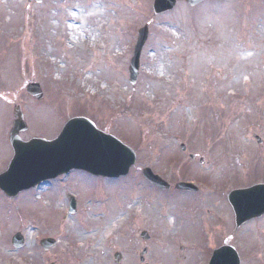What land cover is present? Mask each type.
Instances as JSON below:
<instances>
[{"label": "rangeland", "instance_id": "obj_1", "mask_svg": "<svg viewBox=\"0 0 264 264\" xmlns=\"http://www.w3.org/2000/svg\"><path fill=\"white\" fill-rule=\"evenodd\" d=\"M223 1L178 0L154 15V0H0V175L14 158L7 126L19 102L30 125L25 141L54 139L69 119L86 116L136 154L129 176L73 170L12 198L0 190V264H145L144 249L148 264H208L223 245L235 247L241 264H264V215L237 228L227 198L264 182V0ZM94 4L100 17L91 15ZM146 24L133 85L129 66ZM32 82L41 100L27 93ZM146 167L173 189L184 180L199 192H160L145 181ZM121 212L111 238L99 229L76 249L85 223ZM19 232L25 244L16 248ZM48 237L56 243L46 251L40 240Z\"/></svg>", "mask_w": 264, "mask_h": 264}, {"label": "water", "instance_id": "obj_2", "mask_svg": "<svg viewBox=\"0 0 264 264\" xmlns=\"http://www.w3.org/2000/svg\"><path fill=\"white\" fill-rule=\"evenodd\" d=\"M42 1V0H38ZM203 0H188L196 5ZM176 0H156L155 12L159 13L175 6ZM148 38V27L139 31V39L135 47L130 72L131 81L136 82L139 71L141 50ZM29 90L37 97L42 96L39 85H31ZM24 124L18 121L13 131V142L16 145V156L7 172L0 175V187L9 195L32 187L43 180L58 176L72 168H80L97 175L120 176L128 173L135 162L134 152L110 134L96 128L86 118L69 121L58 138L52 141L40 138L23 142L19 139V131ZM145 176L155 185L168 188L169 184L155 175L150 169L144 170ZM178 188L193 189L188 183H179ZM229 201L236 213L237 225L264 214V184L246 189L234 190L229 194ZM76 210L72 200L71 211ZM53 240L46 239L42 245L49 249ZM14 244H24L21 233L14 237ZM210 264H240L237 252L226 246L214 252Z\"/></svg>", "mask_w": 264, "mask_h": 264}, {"label": "bare ground", "instance_id": "obj_3", "mask_svg": "<svg viewBox=\"0 0 264 264\" xmlns=\"http://www.w3.org/2000/svg\"><path fill=\"white\" fill-rule=\"evenodd\" d=\"M12 1L14 2L16 0H12ZM88 8L91 11V15H98V17H100V13H101V10L99 9L100 7L96 8V4H94V5L88 6ZM75 17H77V16H75ZM71 32H72V38H71L72 43L71 44L72 45H79L78 39H77L76 35L74 34V30L71 29ZM38 192H39V194H42V193H44V190H41V188H39ZM55 208L57 210H60L61 212H64L63 210H64L65 206H63V205H61V203H59ZM133 208L134 207L132 205L131 209H133ZM96 209L97 208H95V210ZM126 215H127V213H126ZM126 215L122 214V215H119L117 218H113L112 216H108V217L106 216V218L103 219L104 221H103V223H101V225H98L97 219L95 220V222L93 224H91L90 222L85 223L82 226V228L86 233L85 234H78L75 239L72 236V238L77 241V242H75L76 249H81L82 247H84V245H85L84 240L88 241V240H90V238H95V234H96L97 230H99V229L102 231V237L104 239L105 238H108V239L111 238L113 235L114 228L118 227V225H120L121 222L124 221ZM66 224H67V221H64L61 224L60 229L62 230ZM28 228L30 229L29 230V240L26 244V247L31 250L32 242L34 240L33 236L35 234V230L33 231V229L30 226ZM66 237L71 239L69 234H67ZM96 248H98V247H96ZM96 248L94 247L92 251H95ZM90 253H92V252H90ZM83 261L85 264H89V263H86V260L83 259Z\"/></svg>", "mask_w": 264, "mask_h": 264}, {"label": "flooded vegetation", "instance_id": "obj_4", "mask_svg": "<svg viewBox=\"0 0 264 264\" xmlns=\"http://www.w3.org/2000/svg\"><path fill=\"white\" fill-rule=\"evenodd\" d=\"M11 115H12V118H10V121L8 122V120H7V122H8V126L7 127H9V128L12 127V125L14 123V120H15V117L13 116V114H11ZM1 128H2V131H1V134H2L4 127H1ZM7 137H8V140H9V135ZM144 261H145V259H144ZM145 264H148V263L146 262Z\"/></svg>", "mask_w": 264, "mask_h": 264}]
</instances>
